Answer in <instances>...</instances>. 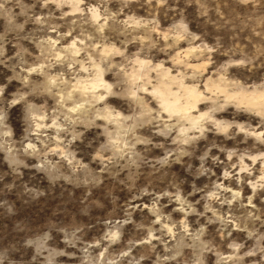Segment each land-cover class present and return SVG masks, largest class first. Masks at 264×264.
Segmentation results:
<instances>
[{
  "label": "clouds",
  "instance_id": "obj_1",
  "mask_svg": "<svg viewBox=\"0 0 264 264\" xmlns=\"http://www.w3.org/2000/svg\"><path fill=\"white\" fill-rule=\"evenodd\" d=\"M0 264H264V0H0Z\"/></svg>",
  "mask_w": 264,
  "mask_h": 264
}]
</instances>
